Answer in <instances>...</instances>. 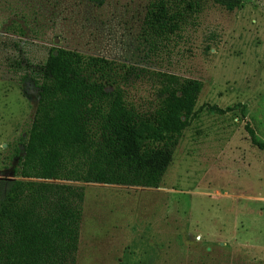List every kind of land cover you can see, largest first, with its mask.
Returning a JSON list of instances; mask_svg holds the SVG:
<instances>
[{"label":"rangeland","instance_id":"374dc122","mask_svg":"<svg viewBox=\"0 0 264 264\" xmlns=\"http://www.w3.org/2000/svg\"><path fill=\"white\" fill-rule=\"evenodd\" d=\"M152 0H0V178L12 179L35 109L20 80L55 48L130 68L134 102L157 73L202 83L158 188L84 184L75 264H264V0H200L178 36L152 41ZM237 107L226 114L212 113Z\"/></svg>","mask_w":264,"mask_h":264},{"label":"trees","instance_id":"16d2710c","mask_svg":"<svg viewBox=\"0 0 264 264\" xmlns=\"http://www.w3.org/2000/svg\"><path fill=\"white\" fill-rule=\"evenodd\" d=\"M199 8L200 0H152L144 27L152 41L169 42ZM129 69L55 48L39 72L20 80L35 109L12 179L0 178V264H75L85 197L77 183L159 187L202 83L157 73L154 99L134 102L125 86L138 74ZM239 106L207 110L223 115ZM244 129L264 152L254 130Z\"/></svg>","mask_w":264,"mask_h":264}]
</instances>
